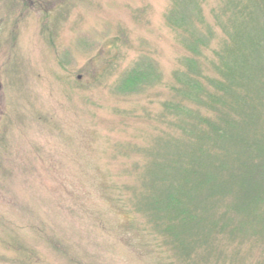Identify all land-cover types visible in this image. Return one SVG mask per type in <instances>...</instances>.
Returning a JSON list of instances; mask_svg holds the SVG:
<instances>
[{"label":"rangeland","instance_id":"obj_1","mask_svg":"<svg viewBox=\"0 0 264 264\" xmlns=\"http://www.w3.org/2000/svg\"><path fill=\"white\" fill-rule=\"evenodd\" d=\"M261 1L0 0V264H264L261 209L259 236L189 259L138 214L179 79L210 88L224 25Z\"/></svg>","mask_w":264,"mask_h":264},{"label":"trees","instance_id":"obj_2","mask_svg":"<svg viewBox=\"0 0 264 264\" xmlns=\"http://www.w3.org/2000/svg\"><path fill=\"white\" fill-rule=\"evenodd\" d=\"M237 12L224 25L228 41L216 53L211 89L197 66L179 79V103L167 106L179 136L159 144L153 187L138 211L187 259L199 251L211 255L222 236L233 241L242 230L259 236L261 227L249 220L259 209L264 216V0ZM153 76L132 72L122 93Z\"/></svg>","mask_w":264,"mask_h":264}]
</instances>
